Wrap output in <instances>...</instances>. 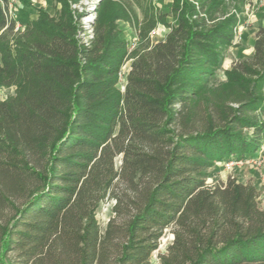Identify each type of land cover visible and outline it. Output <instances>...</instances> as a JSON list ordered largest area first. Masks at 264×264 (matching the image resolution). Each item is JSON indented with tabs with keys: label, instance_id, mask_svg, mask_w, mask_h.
Wrapping results in <instances>:
<instances>
[{
	"label": "trees",
	"instance_id": "obj_1",
	"mask_svg": "<svg viewBox=\"0 0 264 264\" xmlns=\"http://www.w3.org/2000/svg\"><path fill=\"white\" fill-rule=\"evenodd\" d=\"M57 1L55 16L40 9L23 25L0 0V90H14L0 101V215L13 210L0 220V264H152L167 230L161 264H264L256 189L207 183L216 163L264 154V29L251 62L214 89L235 20L209 26L189 0H173L176 26L140 47L122 92L124 7L103 0L85 45L68 0Z\"/></svg>",
	"mask_w": 264,
	"mask_h": 264
},
{
	"label": "rangeland",
	"instance_id": "obj_2",
	"mask_svg": "<svg viewBox=\"0 0 264 264\" xmlns=\"http://www.w3.org/2000/svg\"><path fill=\"white\" fill-rule=\"evenodd\" d=\"M80 1L68 0V4L71 9H74L73 6ZM189 2L197 8L198 16L206 19L209 26H220V24L230 18L235 20L234 25H228L233 34L231 44L228 46L222 45L223 53L212 70V87L214 89L221 88L228 82V72L239 63L251 62L255 54L258 33L264 29V0H211L210 6L205 10L200 9L197 0H189ZM113 3L122 8L124 7L123 9L126 10V16H124L126 18L124 19L127 20L117 22L122 37L128 42L135 38L141 40L138 48L130 54L129 60L122 67L127 77L133 58L140 51V47L147 41L157 44L160 43L161 39L163 40L162 42H165L171 29L176 26V20L171 16L173 0H113ZM114 5L112 6L113 8ZM211 5H213L212 7L215 11L209 16L207 12L209 8H212ZM12 9V15L16 16V20L25 25L38 19V11L40 9L55 16L62 9V3L57 0H14ZM146 14L147 18L144 19ZM165 14L169 15L165 17L167 24L158 23L153 26L156 20L155 15ZM82 16H87V19H94L92 22L97 20L92 10L84 12ZM255 78L253 76L250 79ZM118 87L124 92V88H126L125 82L120 80ZM13 95V89H1L0 101L6 100ZM262 95L264 97V84L262 85ZM258 115L264 119V111H259ZM255 161L256 163H254ZM240 162L242 163L236 164V161L216 163L210 169L211 176L207 183L213 185L218 182L226 183L229 179H235L239 183L252 186L258 194V206L261 210H264V154L258 153L255 158ZM120 166L121 158H117L116 168L119 169ZM114 205L115 202L112 199H107L97 213L96 218L102 233L105 232L109 221L113 217L112 210ZM11 215H13V210L8 206L3 210V214L0 215L1 223L9 220ZM173 240L174 236L171 230H167L160 241L158 250L152 255V264H161L159 257L167 254V250Z\"/></svg>",
	"mask_w": 264,
	"mask_h": 264
},
{
	"label": "built area",
	"instance_id": "obj_3",
	"mask_svg": "<svg viewBox=\"0 0 264 264\" xmlns=\"http://www.w3.org/2000/svg\"><path fill=\"white\" fill-rule=\"evenodd\" d=\"M100 1L102 0H81L77 5L73 6L74 8L73 10L78 18V24L83 30V32L80 33V38L82 39L85 45H89V41L94 38V31L92 27V23H93L92 21L94 19L92 20L87 19L86 18L87 16H82V14L88 10L90 11L92 10L94 12L95 18H97L96 9L99 6ZM10 2H11V8H10L9 14L12 15L13 14L12 4L14 0H11ZM12 16H15V15H12ZM140 43H141V40L139 38H135L134 40L129 42V47H128L129 55L132 54L136 48H138ZM120 80L125 82V87H126L127 77L123 70H121L119 74V81ZM246 162L248 163V161ZM241 163L242 162H236V164H241ZM254 163H256V161Z\"/></svg>",
	"mask_w": 264,
	"mask_h": 264
},
{
	"label": "crops",
	"instance_id": "obj_4",
	"mask_svg": "<svg viewBox=\"0 0 264 264\" xmlns=\"http://www.w3.org/2000/svg\"><path fill=\"white\" fill-rule=\"evenodd\" d=\"M163 40L160 39V42H162Z\"/></svg>",
	"mask_w": 264,
	"mask_h": 264
}]
</instances>
